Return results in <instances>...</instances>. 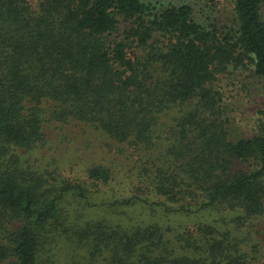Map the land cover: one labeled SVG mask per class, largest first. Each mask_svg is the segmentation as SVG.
Here are the masks:
<instances>
[{"label":"trees","instance_id":"trees-1","mask_svg":"<svg viewBox=\"0 0 264 264\" xmlns=\"http://www.w3.org/2000/svg\"><path fill=\"white\" fill-rule=\"evenodd\" d=\"M152 9L141 0H0V263L41 264L62 202L87 199L84 187L51 183L24 159L53 120L150 156L153 192L174 213L235 214V227L224 216L200 222L178 247L156 226L82 231L110 264H257L244 252L250 235L238 236L264 217V135L231 137L214 84L247 62L264 81V0H235V34L203 28L189 5ZM121 20L130 28L120 35ZM171 115L166 152L153 157L154 133ZM89 175L111 181L104 166Z\"/></svg>","mask_w":264,"mask_h":264},{"label":"rangeland","instance_id":"rangeland-1","mask_svg":"<svg viewBox=\"0 0 264 264\" xmlns=\"http://www.w3.org/2000/svg\"><path fill=\"white\" fill-rule=\"evenodd\" d=\"M29 1L34 7L40 2ZM141 1L153 8L151 15L169 5H189L193 9V18L207 30L235 34L239 28L235 0ZM119 28L121 35L130 28V24L121 20ZM157 39L162 40L160 36ZM143 54V51L137 53L141 57ZM254 70L248 62L246 66L230 65L217 75L218 80L214 84L222 94L223 119L229 121L232 138L264 135V81L254 74ZM172 118L173 115L162 117V123L154 133L157 150L149 155L165 154ZM45 126L44 143L35 153L24 156L28 166L38 174L47 172L46 179L51 183L62 180L84 187L87 199L69 195L62 202V215L57 221L60 226L58 229L53 226L44 236L47 250L41 264H110L105 251L104 255L100 254L92 239L80 236L82 231L98 225L125 230L156 226L176 247L182 239L180 236L185 233L183 238H187L188 230L198 229L200 222L209 224L224 216L225 224L235 227V223L232 224L233 212L188 217L174 213L177 206L153 192L154 181L145 170L146 167L151 168L150 162L149 165L143 163L148 162L150 156L143 157L140 151L116 144L101 132L81 123L66 125L51 120ZM98 165L110 169L111 181L104 183L90 177L89 170ZM130 201L134 205H128ZM159 203L168 205L160 206ZM226 228L224 226L221 230ZM249 235L250 242L244 252L256 258L257 264H264V217L254 222L253 227L248 226L238 237L245 239Z\"/></svg>","mask_w":264,"mask_h":264}]
</instances>
